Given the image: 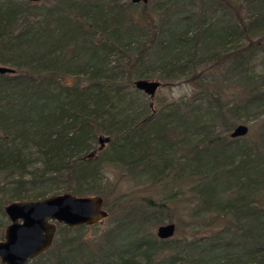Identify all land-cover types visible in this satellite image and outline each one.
I'll use <instances>...</instances> for the list:
<instances>
[{
	"label": "trees",
	"instance_id": "16d2710c",
	"mask_svg": "<svg viewBox=\"0 0 264 264\" xmlns=\"http://www.w3.org/2000/svg\"><path fill=\"white\" fill-rule=\"evenodd\" d=\"M40 3L0 0V66L13 70L0 74V192H9L0 196V230L6 204L58 195H28L53 180L61 194L99 196L114 220L105 231L58 225L50 249L28 264H264V78L236 55L237 39L252 47V37L264 38V0ZM230 58L223 80L236 76V105L219 103L202 76ZM141 63L158 70L161 86L195 79L199 104L168 106L156 119L153 99L132 88L150 79ZM254 121V139H230L236 125ZM99 136L108 139L101 164L149 185L171 171L189 184L192 233L155 238L150 228L171 221L162 201L129 193L107 206L88 164Z\"/></svg>",
	"mask_w": 264,
	"mask_h": 264
},
{
	"label": "rangeland",
	"instance_id": "374dc122",
	"mask_svg": "<svg viewBox=\"0 0 264 264\" xmlns=\"http://www.w3.org/2000/svg\"><path fill=\"white\" fill-rule=\"evenodd\" d=\"M148 2H151V0H147V4H149ZM33 4H35V7H37L38 9H40V7L42 6V3ZM236 6L240 11V15L244 17L246 15L244 6L241 3L236 4ZM250 41L258 43V45L250 47L248 46L249 41H247L246 39H237L236 49H238V52L236 55L240 56V54L242 53L241 55H243L246 59L248 70L252 75L258 77L259 75H263L264 70V38L252 37ZM242 47H246V49L239 53V49H241ZM233 66L234 59L230 58V60L222 63L217 68L209 69L207 73L202 75L204 79L203 81L207 82L208 84L207 89L209 90V92L213 94L219 93V103L224 102L236 105V95L239 93V89L237 88L238 85L236 86V76H229L230 78H232L228 82L229 84H225L223 80V77L228 76V74L226 73L230 72ZM143 70L146 72V77H149L152 80L159 81L157 79L159 72L158 70L154 69L151 64H148L146 67V64L141 63L138 66L137 71L142 72ZM184 79L180 78L179 81L176 80V82L160 86V88L157 90L152 102H150L152 109L154 108L152 113L156 116V119L158 112L161 110L164 111L165 108L167 110L168 106L176 107L177 105H180L183 107L182 109H189L192 106L199 104V101L195 99L197 97V94L199 93L196 85L197 81L195 79L192 80L191 78V80ZM159 82L163 83L162 81ZM135 97V95H132L129 98L134 99ZM201 107H203L204 110L205 104L201 105ZM203 116H206L208 118L209 115L203 114ZM207 118L202 117L201 121L205 122L207 121ZM245 126L247 127L248 131L243 138L254 139L259 134L258 121L246 123ZM217 131L218 133H221V135H225L226 133L224 128H222L221 126L217 127ZM228 133H230V131ZM133 135L134 133L131 134V136ZM99 137L105 138L104 136ZM148 137H151V133H148ZM105 148L106 147L104 146L102 149L98 150L99 144L95 141L93 149L91 150L93 159L88 164L92 165L94 172V175L90 178V180L97 182L99 189H101L102 193L105 194L107 206L112 207L117 196L122 194L128 196L129 193H133V195L137 198L149 197L155 202L162 201L166 203L167 207L172 210L171 221L168 222L165 219L160 224L153 225L152 228H150V232L155 236V231L158 226L172 224L176 232L170 239L180 240L182 239V237L192 233V231L189 229V227L187 228L186 225H190L193 221H195L193 220L191 215L193 213V210L196 209V201L192 193L189 191V184H187L183 179L181 180L179 178L180 175L175 173V171H171L169 172V175L165 180L156 185H149L144 181H136L135 179H133V177H137L126 173V171L120 167L105 163L101 164L100 152ZM174 149H177V145L174 146ZM179 154L180 152H177L174 156L177 157ZM91 181H88L85 184L92 183ZM55 184H57L56 187ZM8 188L9 187H7V189ZM62 189V183L58 182L57 180H53L49 181L45 185L33 186V189L31 188L28 190V195L34 196L41 191L49 194L53 190L56 191V194H61L63 192L61 191ZM6 192L7 190L0 192V196ZM8 193H6L5 195H7ZM108 209V207H104V210L107 213V217L97 225V228L100 231H105L111 228L113 225L112 222L114 218L112 216L110 217ZM1 234L2 230H0V236ZM85 234L91 235L92 231H86Z\"/></svg>",
	"mask_w": 264,
	"mask_h": 264
},
{
	"label": "water",
	"instance_id": "95a60500",
	"mask_svg": "<svg viewBox=\"0 0 264 264\" xmlns=\"http://www.w3.org/2000/svg\"><path fill=\"white\" fill-rule=\"evenodd\" d=\"M40 3L43 0H26ZM147 0H130L131 4L145 5ZM13 70L0 66V74H12ZM264 78V70H263ZM160 83L152 79H136L132 88L148 99H153ZM245 125H236L229 133L230 139L243 138ZM108 142L97 138L99 149ZM7 225L0 240V264H28L52 246L58 225L66 228L89 227L107 217L99 196H73L69 193L52 195L36 201L11 202L3 207ZM172 224L158 226L155 236L168 240L174 235Z\"/></svg>",
	"mask_w": 264,
	"mask_h": 264
}]
</instances>
